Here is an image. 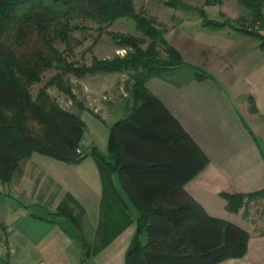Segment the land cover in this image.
Here are the masks:
<instances>
[{
	"label": "trees",
	"instance_id": "obj_1",
	"mask_svg": "<svg viewBox=\"0 0 264 264\" xmlns=\"http://www.w3.org/2000/svg\"><path fill=\"white\" fill-rule=\"evenodd\" d=\"M237 2L248 10L253 25L263 0ZM118 18L131 19L150 39L147 46H142L143 39L110 32L117 45L129 48L123 56L93 57L87 65L63 54L71 53L72 33L86 27L85 22L104 31ZM203 25L212 29L224 26L209 21ZM55 43L64 44V51ZM159 43L166 57H159ZM260 46L264 49L263 43ZM53 68L76 77L130 75L131 104L128 100L125 114L111 130L121 185L139 211L125 264H217L245 254L248 230L209 215L183 189L209 158L145 85L153 77L182 86L207 76L182 58L163 32L137 11L134 0H0L1 182H10L19 163L34 151L68 163L87 156L80 147L85 128L80 115L60 106L45 91L35 98L29 91L32 83ZM29 122L39 130L32 132ZM90 153L102 159L93 148ZM220 195L225 209L236 212L243 199L264 198V189Z\"/></svg>",
	"mask_w": 264,
	"mask_h": 264
},
{
	"label": "crops",
	"instance_id": "obj_2",
	"mask_svg": "<svg viewBox=\"0 0 264 264\" xmlns=\"http://www.w3.org/2000/svg\"><path fill=\"white\" fill-rule=\"evenodd\" d=\"M190 25L196 33H212L222 40L204 46L173 44L207 78L176 86L153 77L145 85L209 158L183 189L209 215L224 218L228 211L220 193L264 189V183L260 185L264 157L261 146L257 147L264 134V49L241 30L237 20L218 29L187 21L175 29L188 32ZM113 125L105 145L104 140L91 137L82 146L83 132L80 147L88 153L77 163L31 153L19 163L10 182L0 181V224L5 233L0 251L4 249L10 264H125L139 211L121 185L111 139ZM235 137L243 153L209 150L212 142ZM92 148L101 160L90 153ZM247 148L251 153H246ZM238 179L257 182L246 185ZM248 232L245 254L217 264H264V232Z\"/></svg>",
	"mask_w": 264,
	"mask_h": 264
},
{
	"label": "rangeland",
	"instance_id": "obj_3",
	"mask_svg": "<svg viewBox=\"0 0 264 264\" xmlns=\"http://www.w3.org/2000/svg\"><path fill=\"white\" fill-rule=\"evenodd\" d=\"M134 2L137 11L147 18L155 28L163 32L164 37L172 45L176 42L194 46L200 43L204 46L222 42L220 38H216L212 33L203 34L200 31L196 33L197 31H193L191 25L188 26V32L186 30L183 32L176 30L177 25L181 23H186L187 21L201 23L209 21L226 26L232 25L236 20L238 25H242L246 29V33L255 37L260 44H264V37L252 28V21L247 15L248 10L241 7L237 0H134ZM238 5L240 6L238 7L240 13L237 16ZM84 24L86 27L72 33L71 53L68 51L63 53L69 60L77 64L88 65L93 57L104 59L112 58L116 55L123 56L126 53L124 50L128 51L129 48L117 45V41L110 35V32L143 39V47H146L150 41L148 37L136 29L131 19L118 18L107 26L104 31L96 30L97 25L94 23L85 22ZM208 31L211 30L209 29ZM55 44L60 51H64V44ZM157 47L159 57H166L163 46L159 43ZM48 81L51 83L49 84ZM131 84L130 75L127 73H97L76 77L72 73L53 68L45 71L39 81L32 83L29 86V91L32 98H35L37 93L45 91L60 106L79 114L80 118H83L86 128L84 131L85 141L82 146L86 145L91 137L94 139L99 138L101 141L104 140L105 145L109 128L124 115L125 106L127 101L130 100L129 90ZM129 103L131 104V100ZM237 109L240 112L238 107ZM246 121L250 124L248 120ZM28 126L32 129V132L39 130L35 123L29 122ZM262 140L264 141L263 133L257 139V147L261 146L264 157ZM240 142L238 137L223 143L212 142L209 150L211 153H243ZM31 153L39 152L34 151ZM246 153H251L248 148ZM249 176V173H247L246 177L248 178ZM238 181H245L246 185L257 182V180L252 181L250 179H238ZM235 182L236 180L234 179L231 181L234 184ZM263 183L264 175L260 179V185ZM242 203L243 205L236 212H224V218L252 232H264V198L258 196V198L253 200L243 199ZM4 236L3 226L0 224V246H3ZM0 264H10L3 248L0 251Z\"/></svg>",
	"mask_w": 264,
	"mask_h": 264
},
{
	"label": "built area",
	"instance_id": "obj_4",
	"mask_svg": "<svg viewBox=\"0 0 264 264\" xmlns=\"http://www.w3.org/2000/svg\"><path fill=\"white\" fill-rule=\"evenodd\" d=\"M252 28L255 29L258 34L264 37V0L260 8V17L254 22Z\"/></svg>",
	"mask_w": 264,
	"mask_h": 264
}]
</instances>
